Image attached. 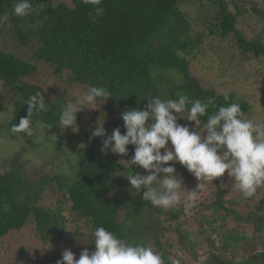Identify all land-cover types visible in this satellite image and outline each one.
<instances>
[{
	"label": "trees",
	"instance_id": "16d2710c",
	"mask_svg": "<svg viewBox=\"0 0 264 264\" xmlns=\"http://www.w3.org/2000/svg\"><path fill=\"white\" fill-rule=\"evenodd\" d=\"M30 2L31 14L19 17L13 14L17 0H0V33L7 32L14 46L32 51L25 60L0 47V111L8 106L11 114L8 122H0V131L30 138L23 132L13 134L10 128L27 115L25 101L40 92L47 111L33 114L31 128L55 132L57 149L50 151V142L38 135L21 149L26 153L43 145L29 157L47 159L53 174L42 168L43 177L37 181L19 170L26 164L20 151L6 159L7 166L2 165L0 239L30 222L43 241L62 244L58 255L47 262L56 264L65 249L76 259L83 249L94 250L92 233L103 226L125 242L153 247L165 264H264V198L247 214L240 213L237 198L226 197L229 177L223 175L205 183L211 189L210 198H195L188 210L200 219L187 223L180 216L188 210L154 207L142 199L143 190L136 193L130 188L125 176L146 172L135 165L125 168V162L110 151L101 153L104 137L90 139L98 125L93 113L85 107L76 113L77 130L58 125L61 109L72 102L71 93L82 96L90 86L106 87L112 95L103 103L88 105L94 112L102 107L111 114L102 123L106 132L111 127L122 129L124 110H143L147 99L155 96L166 100L185 94L190 100L205 102L211 97L218 107L235 102L247 119L250 105L245 97L229 91L225 101L224 93L204 88L203 74L189 67L194 53L211 39L232 40V50L243 62L264 60V0H102L104 13L95 23L90 17L94 6L82 0ZM190 6L198 8V18L189 15L186 8ZM243 15H252L263 25L259 35L250 37L239 31L238 20ZM207 47L208 51L212 48ZM40 66L54 80L56 96L39 83ZM68 93L71 100L67 101ZM213 111L210 108L209 114ZM201 120L203 124L206 117ZM127 148L126 161L134 154V146ZM63 151L72 155L71 160ZM17 157L21 160L15 161ZM54 159L58 168L52 166ZM73 160L75 165L68 173L59 171ZM169 164L186 190L199 183L178 162ZM47 189L56 200L54 209L41 202ZM25 251L20 248L18 253Z\"/></svg>",
	"mask_w": 264,
	"mask_h": 264
},
{
	"label": "clouds",
	"instance_id": "9594fccd",
	"mask_svg": "<svg viewBox=\"0 0 264 264\" xmlns=\"http://www.w3.org/2000/svg\"><path fill=\"white\" fill-rule=\"evenodd\" d=\"M82 2L94 6L90 17L95 23L104 13L100 7L102 0ZM32 11L30 0H17L13 8V14L19 17H26ZM109 97L112 95L106 87L90 86L76 103L69 102L61 109L59 127L72 130L75 127L77 130L76 113L85 105L97 101L103 103ZM228 99L229 94L225 92L224 100ZM147 100L143 110L132 108L122 112L123 134L117 127L108 135L102 123H98L90 136V139L104 137L100 148L103 154L111 151L126 156L127 146H134V154L125 161L124 167L135 165L146 174L133 172L125 177L136 193L143 190L144 201L164 210L177 206L187 210L204 184L212 183L226 171L232 186L244 198L254 196L264 184V124L243 119L239 103L218 107L211 97L205 102L190 100L185 94H179L175 99L164 100L155 96ZM25 103L27 115L11 126L13 134L23 132L31 135L33 114L47 111L40 92L31 95ZM210 108L214 109L211 114ZM202 117H206L203 124ZM181 118L193 123L191 126L181 125L178 123ZM169 162H178L195 177L199 182L196 190H186L182 186V178ZM185 191L186 196L182 198ZM92 236L94 250L85 248L76 259L71 250L65 249L56 264H165L164 258L153 247L125 242L103 226L95 228ZM174 264H179V261Z\"/></svg>",
	"mask_w": 264,
	"mask_h": 264
},
{
	"label": "rangeland",
	"instance_id": "374dc122",
	"mask_svg": "<svg viewBox=\"0 0 264 264\" xmlns=\"http://www.w3.org/2000/svg\"><path fill=\"white\" fill-rule=\"evenodd\" d=\"M186 9L191 17H199V12L197 13V7L190 6ZM262 28L263 25L254 19L252 15H243L238 20L239 31L243 32L247 36L251 37L254 35H259ZM10 37L11 36L7 32H1L0 47L3 49H9V51H11L10 53L24 58L25 60H29V57L32 56L30 47H16L13 45ZM207 45L212 47L209 51ZM194 55L195 58L190 64L189 68H193L194 70H197L199 74H203V76H200V80L202 81L201 83L204 88L214 87L218 93L231 91L237 93L241 97H245L250 105V111L247 116V120H254L264 124V60H252L248 62L241 61L237 51L232 50V40L224 42H217L213 41L212 39L208 40L199 48V50L194 53ZM41 69L42 68L40 66V70ZM38 77L40 80L39 83L44 86L45 90H47L50 95H55V92L52 89L56 88V84H54V80L51 78V76L48 73L43 72L42 69L41 74ZM68 95L70 96L69 93L65 95L67 101L72 99L73 103H76L81 97L79 94L71 93L72 98L70 99ZM170 99H173V97H170ZM100 105L103 106V104ZM97 108L98 107H96V109ZM85 111H87L89 114L93 113L94 117L97 118V124L103 123L109 117H111V114H109L107 109L102 107L94 112L92 109H89L88 105H85ZM10 116V108L6 106L4 111H0V122H8ZM178 123L181 125L188 124L191 126L193 122H189L181 118L178 119ZM113 129H115V127H111L106 133L110 135ZM46 130L47 129H45L43 132L41 127L37 131L33 130L31 135H29L31 139L22 136L16 137L15 135H10L7 132L0 131V170L3 169L2 165H8L6 160L7 158H10L16 152L20 151V157L21 159L24 158L22 160H25L26 164H22L21 167H19V170L25 172L30 180L37 181L40 177H43L42 168H45L48 173L53 174V172L50 170V164L49 166L47 165V163H49L47 159H41V156L33 157V159L32 157H29L30 154H35V149L40 148L43 145L37 146L34 151H29L26 153L24 150H21L25 148L28 140L35 141L36 139H33V137H36L37 135L41 139L44 138L50 142V151L54 148L57 149L56 145L54 144L55 132L50 129L47 131ZM120 131L121 134L124 133V126H122ZM161 152L163 153V149H161ZM63 154H66V152L63 151ZM115 155H117L121 162L126 161V156H121L119 154ZM66 156H68V159L71 160L72 155L66 154ZM20 157H17L15 161L21 160ZM61 158L64 159L63 157ZM26 159H29L31 164L37 165L39 167H34L31 164L28 165ZM63 162H65V159ZM74 162L75 160H73L71 164L62 163L63 165L60 166L59 171L65 174L68 173L70 168L75 165ZM52 166L58 168L59 163L57 159L52 160ZM224 175L226 178L228 177L227 171ZM196 186L197 184L195 185V190ZM259 188L262 193L261 191L256 193L254 195L256 198L255 200H248L242 196V194L234 187V185L232 186V181L229 178L228 182H226V197L228 199L237 198L238 211L242 214H247V212L258 202V200L264 198V184H262ZM210 195L211 189L207 188L205 184L195 198L196 200H207L210 198ZM183 196H186V191L182 193V197ZM55 201V198L50 195V191L48 189L42 194L41 202L45 204L46 207L54 209ZM181 207L182 206H177L176 208L180 209ZM185 211L186 209H184V212ZM183 219L189 223L191 221L198 222L200 218L196 216L194 211L188 210L187 213H184V215L180 216V220ZM195 235L197 234H194L193 237L198 239V235ZM20 248H25L26 251L19 255L18 251ZM61 249L62 244H58L50 239H45L43 241L40 236L34 232L30 226V222H28L20 231H11L7 236L0 239V264H47L48 260L54 257L56 254L58 255ZM36 260H38L37 263H35Z\"/></svg>",
	"mask_w": 264,
	"mask_h": 264
}]
</instances>
